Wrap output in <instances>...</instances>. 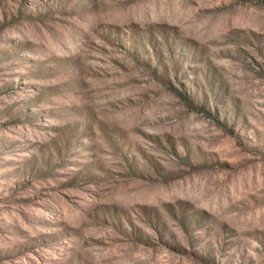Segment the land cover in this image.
Masks as SVG:
<instances>
[{"label":"rangeland","instance_id":"374dc122","mask_svg":"<svg viewBox=\"0 0 264 264\" xmlns=\"http://www.w3.org/2000/svg\"><path fill=\"white\" fill-rule=\"evenodd\" d=\"M0 264H264V0H0Z\"/></svg>","mask_w":264,"mask_h":264}]
</instances>
